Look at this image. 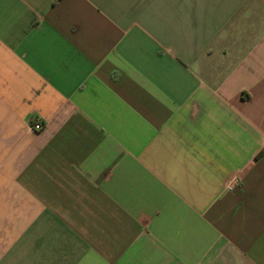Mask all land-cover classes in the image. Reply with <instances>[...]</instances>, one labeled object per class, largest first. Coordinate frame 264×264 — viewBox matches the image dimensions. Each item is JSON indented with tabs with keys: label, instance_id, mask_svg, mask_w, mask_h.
I'll return each instance as SVG.
<instances>
[{
	"label": "crops",
	"instance_id": "1",
	"mask_svg": "<svg viewBox=\"0 0 264 264\" xmlns=\"http://www.w3.org/2000/svg\"><path fill=\"white\" fill-rule=\"evenodd\" d=\"M0 264H264V0H0Z\"/></svg>",
	"mask_w": 264,
	"mask_h": 264
},
{
	"label": "built area",
	"instance_id": "2",
	"mask_svg": "<svg viewBox=\"0 0 264 264\" xmlns=\"http://www.w3.org/2000/svg\"><path fill=\"white\" fill-rule=\"evenodd\" d=\"M29 124H30L31 128H32L33 130H36V131L41 130L42 127H43V124H42L41 121H39V120H35V121H32V120H31V121L29 122ZM237 185H238L237 180H236L235 178H232V179H230V181L227 183L226 188H227L228 190H232V189H234L235 187H237Z\"/></svg>",
	"mask_w": 264,
	"mask_h": 264
}]
</instances>
